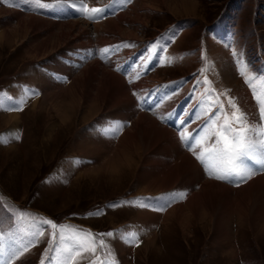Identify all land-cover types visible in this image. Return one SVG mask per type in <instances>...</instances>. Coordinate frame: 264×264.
Returning <instances> with one entry per match:
<instances>
[{
  "label": "rangeland",
  "instance_id": "obj_1",
  "mask_svg": "<svg viewBox=\"0 0 264 264\" xmlns=\"http://www.w3.org/2000/svg\"><path fill=\"white\" fill-rule=\"evenodd\" d=\"M42 2L54 5L56 0ZM76 2L64 0L65 6L34 8L27 0H0V94L8 92L17 96L22 105L19 110L11 111L0 107V129L7 128L0 133L3 141L0 142V236L4 237L6 248L13 238L20 242V247L26 245L28 248L9 264H40L41 260L45 264H61L62 255L55 251L57 246L63 247L59 241L60 226L81 233L90 232L95 237V254L83 253L76 264H100L101 261L123 264L118 251L121 241L132 246L125 256L129 264H264V236L256 240L251 227L239 226L236 215L231 223L235 257L227 252L226 247L213 241V229L208 221L207 224H195L193 219L191 236L185 237L177 227L175 215L165 223L152 225L153 239L146 245L148 241L136 235V229L142 227L134 223L137 214L145 209L140 203L150 204L152 200L148 198H158L160 194L140 192L142 187L136 174L144 157L136 168L125 172L128 175L101 170L82 173L78 166L81 163L79 154L73 148L76 134L106 111L82 124L79 121L81 111L73 106L76 123L74 126L70 124L71 127L60 136V123L56 122V113L49 105L53 99L43 100L40 88L43 86L41 81L61 83L66 87L91 63L113 70L125 80L129 74L136 78H141L142 74L147 78L146 82L158 90H166V87L177 89L185 106L187 102L179 112V118H192L197 111L202 112L197 120L199 128L207 127L210 131L202 129L198 139L202 141L200 153L212 143V140L203 138L212 136L219 128L224 113L231 115L229 99L242 112L237 92L249 88L254 95L264 92V0H165L164 3L161 0H84L89 10H104L91 20L71 6ZM115 7L117 11H114ZM16 14L38 17L55 24L81 22L79 29L71 34V44L63 45L43 59L32 61L28 59L26 45L34 37L38 40L46 38L48 31L30 30L25 38L28 42L24 40L22 44L16 33L13 38L5 39V34L11 35L17 26L19 18ZM110 20L117 21V25L132 36L123 34V31L122 36L110 31L107 33L102 27L96 32L94 25ZM53 30L57 32L59 29L54 26ZM104 35L108 39L107 44L99 45L98 38ZM108 47L110 51L103 53L102 50ZM153 54L156 56L152 57ZM129 59L132 61L127 63ZM113 61L121 66L110 67ZM228 61L235 65L236 78L231 82H227L223 74ZM132 80H126V84L129 86ZM258 88L263 89L260 91ZM64 91H60V101L65 106L69 98L80 94L78 91L71 94ZM129 93L138 103L141 114L151 118L157 115V106L148 108L140 103L143 97L141 89ZM166 94L165 102L176 99L172 93ZM31 99L39 100L36 109L32 107ZM1 101L5 102V99L0 100V104ZM11 114H18L16 125L13 123L15 127L6 118ZM258 118L261 123L259 109ZM48 121L54 123L51 129ZM112 121L105 128L99 125L100 129L112 130L111 127L116 125ZM131 122L122 123L123 130L129 128ZM158 122L177 134L186 129V124L177 131L172 122ZM48 134L53 137V144L44 142ZM186 147L189 145H184ZM193 159L204 168L196 156ZM201 171L206 179L222 183L210 177L205 170ZM263 174L257 172L254 176ZM248 181L232 189L238 190ZM22 214L23 219H16ZM44 220H51L58 228L54 230L44 226L43 236H33L32 233L41 231L38 222ZM53 232L57 234L55 239ZM109 232L113 235H100ZM133 233L135 237L130 243L127 237ZM64 234L67 236L71 232ZM101 240L103 246H100Z\"/></svg>",
  "mask_w": 264,
  "mask_h": 264
},
{
  "label": "bare ground",
  "instance_id": "obj_2",
  "mask_svg": "<svg viewBox=\"0 0 264 264\" xmlns=\"http://www.w3.org/2000/svg\"><path fill=\"white\" fill-rule=\"evenodd\" d=\"M164 1L161 0L163 3ZM118 15L121 16L120 14ZM15 16L19 18L17 26L11 35L5 34V39L13 38L16 33L20 44H22L25 38L28 37L27 33L30 30L34 32L48 31L46 38L43 37L44 39L38 40L34 37L35 39L31 42L29 41L30 44L26 45L28 59L32 61L43 59L60 49L63 45L71 44V34L79 29L78 26L81 22L55 24L34 16H20L19 14ZM121 17L123 18V15ZM122 18L118 20H122ZM54 26L59 29L57 32L53 30ZM94 27H96V32L102 27L103 31L107 33H109L108 31L114 32L119 36H122V31L125 32L117 25L115 20L107 21L101 25H94ZM123 34L132 36L130 32ZM98 39H100L97 42L99 45L107 44L106 35ZM25 42L27 43L28 40H25ZM90 44L91 42L88 45ZM108 49L110 48L108 47ZM154 54L152 57L156 56ZM130 61L132 59L127 60V63ZM114 63L115 61L111 62L110 67L121 66ZM232 63L228 61L223 69L224 78L227 82L235 81L236 78ZM140 76L141 78H136L132 74L127 75L126 80L134 79L128 86L126 84L127 81L119 73H115L106 67L103 68L98 63H91L81 71L80 75H76L66 87L61 83L50 82L49 84L46 81H41L40 85L43 86L40 88L43 90V100L46 98H49L48 100L53 99L49 105L56 113V122L60 123L58 132L60 136L64 134L70 124L76 123L73 106H77V109H80L79 121L82 124L92 120L101 111H106L103 114L105 117L102 115L103 119L102 116L100 118L97 117L98 119L95 118L94 121L88 123L76 134L73 148L79 154L81 163L78 166H80L79 170L82 173L98 172L99 170L114 174L125 173L126 171L128 173L133 167L136 168L141 158L144 157L136 174L137 181L142 187L140 192L150 195L160 194L159 197H170L171 192L176 191L177 196H183V199L176 200L164 211H157L153 207H145L137 214L138 217L134 224H139L142 228L138 226L136 235L145 241L147 240L148 243L146 245L150 244L153 239L152 225L157 222L165 223L166 220L175 215L177 217V227L185 237L191 236L190 229L193 219L195 224L209 223L213 229V241H217V244L226 247L227 252L232 257H235L236 252L235 246L232 244L233 233L231 229L234 215L238 216L236 219L239 222V226L251 227L256 240L262 239L264 236V174L253 175L238 190L232 189L239 187L233 183L220 181L224 183L222 184L206 179L201 171L202 169L205 170V168H201L193 159L199 154V146L195 141H199L202 129L205 132L210 131L207 127L199 128L200 124L197 123V120L202 115V112H195L196 114L192 118H190L191 116L179 118V112L185 106V102L181 101V94L177 92V89H171V87L167 89L166 87V90L164 88L158 90L155 86L147 83V78L142 76V74ZM36 78H38L37 75ZM140 89L141 93L143 91L142 101H140L142 106L148 108L157 106V115L154 118L141 114L138 103H135L129 93ZM62 90L68 91L70 94L78 91L80 94L74 95L71 99L69 98L65 106L60 101L62 100L60 98V91ZM168 92L172 93L176 99L167 103L164 95L167 97L166 93ZM236 95L242 112L247 116V120L251 124L258 126L260 120L258 118V101L257 99L255 100L256 95L250 89L239 91ZM37 100L31 99V105L34 109L37 108L36 102L39 101ZM39 106L41 107V105ZM35 113L40 114L41 112ZM197 115L199 117L195 121L194 119ZM17 117L18 114L6 116L11 125L13 123L16 125ZM112 119L113 123L119 122L121 124L116 123V125L111 127L112 130L100 129L99 125L105 128L104 126L108 125ZM159 119L166 123L172 122L177 131L184 124H186V129L181 130L177 134L176 131L161 125L158 122L160 121ZM128 120L132 121L131 125L123 130L124 125L122 123L125 124ZM36 121L37 119L34 120V122ZM50 122H47V124H50L48 126L49 129L54 124ZM14 125L13 127H15ZM182 132L193 138L192 141H189V143L191 142V148H184V145H189V143L181 140ZM50 134L47 135V140L44 142L53 144L54 140ZM151 202L150 204L152 205L159 203V201L154 199ZM206 221L208 222L206 223ZM118 244V251L123 259V264H129L125 256L127 252H130L129 250H131L132 246H129V243L124 244L122 241Z\"/></svg>",
  "mask_w": 264,
  "mask_h": 264
},
{
  "label": "snow or ice",
  "instance_id": "obj_3",
  "mask_svg": "<svg viewBox=\"0 0 264 264\" xmlns=\"http://www.w3.org/2000/svg\"><path fill=\"white\" fill-rule=\"evenodd\" d=\"M27 2L31 3L34 8L65 6L64 0H56L54 5L43 3L42 0H27ZM71 6L74 9L78 8L81 14L90 20L104 11L101 8H91L89 10L84 0H77ZM109 51L110 49L107 48L102 50L105 54ZM246 82H248L247 78ZM256 99L261 115V123L258 126L251 124L247 120L246 114L240 111L233 100L229 99L228 106L232 109L231 115L224 113L223 123L219 125V128L212 133V136L203 138L212 140V143L210 146L203 148L199 155H196V159L204 166L210 177L239 186V184L246 182L257 172H264V92L256 93ZM21 107L22 105L17 104L15 108L10 107L8 110H19ZM121 127L123 126L121 125ZM180 138L186 143L193 140V138L183 132ZM0 142L3 141L0 140ZM195 143L199 146L202 141H195ZM189 148H191V143H189ZM153 199L159 201V203L152 205L141 202L140 206L153 207L157 211H164L176 200L183 199V196L172 194L170 197L148 198V200ZM112 206L115 207L117 205ZM23 218L22 214L16 219ZM38 223L41 231L32 233L36 237L44 235V226H50L54 230L58 228L51 220H44ZM66 231H70L71 234L66 236L64 234ZM52 235L54 239L57 236L56 232H53ZM100 235L112 236L113 233H102ZM134 237V233L129 234L127 237L128 242L131 243ZM59 241L63 247L57 246L55 251L62 255L61 264H76L77 258L81 257L83 253L95 254L96 252L95 237L90 232L81 233L77 230H67L60 226ZM99 243L100 246L104 245L103 240ZM19 245L20 242L13 238L6 248L4 237L0 236V264H9L12 259L28 250L26 245L23 247ZM99 259L97 257V260ZM40 264H45V261L41 260ZM100 264H105V262L101 261ZM111 264H116V262L112 261Z\"/></svg>",
  "mask_w": 264,
  "mask_h": 264
},
{
  "label": "crops",
  "instance_id": "obj_4",
  "mask_svg": "<svg viewBox=\"0 0 264 264\" xmlns=\"http://www.w3.org/2000/svg\"><path fill=\"white\" fill-rule=\"evenodd\" d=\"M0 111H2V110H0ZM5 129H7V128H1V129H0V133L4 132ZM8 133H9V130H8Z\"/></svg>",
  "mask_w": 264,
  "mask_h": 264
}]
</instances>
